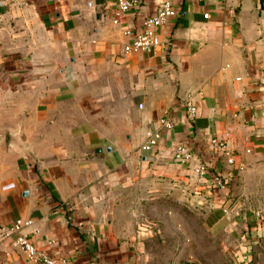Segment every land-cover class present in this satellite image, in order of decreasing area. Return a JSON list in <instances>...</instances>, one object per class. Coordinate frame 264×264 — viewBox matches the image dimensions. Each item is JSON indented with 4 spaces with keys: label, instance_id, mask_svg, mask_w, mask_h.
<instances>
[{
    "label": "crops",
    "instance_id": "1",
    "mask_svg": "<svg viewBox=\"0 0 264 264\" xmlns=\"http://www.w3.org/2000/svg\"><path fill=\"white\" fill-rule=\"evenodd\" d=\"M118 1L0 0V226L31 219L25 233L60 264L124 262L160 203L228 212L230 190L171 163L178 145L232 181L263 167L264 0H138L115 25ZM165 2L178 15L162 44L125 53V31ZM148 132L162 136L152 151ZM0 264L29 262L5 242Z\"/></svg>",
    "mask_w": 264,
    "mask_h": 264
},
{
    "label": "rangeland",
    "instance_id": "2",
    "mask_svg": "<svg viewBox=\"0 0 264 264\" xmlns=\"http://www.w3.org/2000/svg\"><path fill=\"white\" fill-rule=\"evenodd\" d=\"M262 164L230 183L228 212L208 217L195 202L174 201L166 211L160 203L156 212L141 213L139 248L115 264H264V234L251 233L264 229Z\"/></svg>",
    "mask_w": 264,
    "mask_h": 264
},
{
    "label": "built area",
    "instance_id": "3",
    "mask_svg": "<svg viewBox=\"0 0 264 264\" xmlns=\"http://www.w3.org/2000/svg\"><path fill=\"white\" fill-rule=\"evenodd\" d=\"M138 3V0H119L118 11L113 18V23L115 25H120L123 17L131 12ZM89 7L92 8L93 4L90 3ZM177 15L178 12L172 4L170 2H165L156 16L149 17L145 20L142 31L137 33H134L130 29L125 31V35L131 37L132 41L125 45L124 52L141 53L159 47L162 44L159 29L169 22L170 19L176 18ZM140 108L142 109L143 106L141 105ZM189 112L191 117L195 118L197 107L193 104H189ZM160 122L166 130H172L174 128L172 120L167 115L162 117ZM226 137H213L209 142V146L225 159L227 165L234 166L237 161L236 153L229 146ZM161 138L162 136L160 133L148 132L143 150L152 151L158 145ZM171 163L181 167L193 165V172L200 181L207 183L208 180H211V186L220 190H226L233 179L232 176L228 174L222 175L219 173H212L209 167L205 163L199 161V157L184 144L178 145L175 148L171 157ZM256 214L257 217L262 218L261 213ZM32 224L33 221L31 219H19L12 225L0 226V243L10 242L13 246L17 247L25 254L29 264H60L61 261L49 252L38 249L31 237L25 233V230L30 228ZM51 244H54V242Z\"/></svg>",
    "mask_w": 264,
    "mask_h": 264
}]
</instances>
